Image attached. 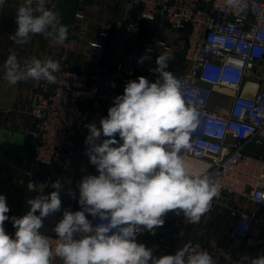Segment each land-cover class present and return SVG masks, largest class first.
Returning a JSON list of instances; mask_svg holds the SVG:
<instances>
[{"label":"clouds","instance_id":"1","mask_svg":"<svg viewBox=\"0 0 264 264\" xmlns=\"http://www.w3.org/2000/svg\"><path fill=\"white\" fill-rule=\"evenodd\" d=\"M229 3L238 6L240 0ZM4 4L0 0V11ZM47 5L48 0H24L18 7L11 36L16 44L37 35L55 45L65 43L68 27ZM171 59L170 52L159 54L154 82L144 76L129 80L100 119V127L87 125L86 154L98 174L82 178L81 210L64 211L54 227L58 238L54 249L41 229L44 218L61 208L60 181L51 185L56 190L48 195L44 184L29 182V190L39 194L27 201L29 209L21 217L6 215L10 209L0 195V264H54V257L62 264H215L198 243L189 241L174 255L154 257L152 249L136 240L141 226L153 231L170 211L181 210L190 223H200L221 191L212 177L195 175L186 166L183 152L190 149L199 121L196 110L185 102L181 82L167 70ZM60 71V63L49 57L33 56L21 63L11 54L4 62V78L10 85L29 80L55 84ZM9 220L14 236L4 227ZM242 261L264 264V255L245 256Z\"/></svg>","mask_w":264,"mask_h":264},{"label":"built area","instance_id":"2","mask_svg":"<svg viewBox=\"0 0 264 264\" xmlns=\"http://www.w3.org/2000/svg\"><path fill=\"white\" fill-rule=\"evenodd\" d=\"M120 2L124 13L103 22L98 38L89 42L83 57L85 70L63 68L57 83H38L29 131L35 140L34 161L47 168L62 160L71 165L89 147L87 125L94 123L100 127V119L107 116L114 98L120 95L117 86L136 77L138 66L132 54L142 24L155 23L162 35L148 39L140 53L143 63L139 64L148 74L157 76L156 59L160 52H172L173 44L167 34L174 32L188 65L187 72L178 75L181 91L186 104L196 110L199 121L183 158L200 161L202 171L198 176L208 175L220 185V194L212 201L211 209L222 197L238 196L245 200L243 208L231 210L234 222L230 238H247L264 227V0H240L238 6L229 0ZM77 17L81 19L83 15ZM113 26L121 34L114 61L108 64L103 56ZM94 43L98 47H93ZM257 78L261 80L258 92L243 94L245 82ZM218 85L236 92L226 112L213 111L208 106L213 87ZM91 100L94 105L89 109ZM82 178L77 177L72 186L75 201H79ZM57 180L61 193L63 176L46 178L51 189ZM249 202L252 207L247 206ZM66 210L75 212V203L64 206L59 221ZM170 213L177 219L185 217L181 210ZM88 219L97 223L90 215ZM141 229L137 242L150 232L142 226ZM5 230L14 236L13 226ZM44 234L54 249L58 242L54 231ZM234 261L232 256L226 257L227 264ZM54 264L62 261L54 257Z\"/></svg>","mask_w":264,"mask_h":264},{"label":"crops","instance_id":"3","mask_svg":"<svg viewBox=\"0 0 264 264\" xmlns=\"http://www.w3.org/2000/svg\"><path fill=\"white\" fill-rule=\"evenodd\" d=\"M24 0H7L3 10L0 11V195L6 197L10 211L6 214L11 217H21L29 206L27 201L35 198L39 193L30 191L29 182L44 184V194L48 195L51 189L46 182L50 175L63 176L61 190V208L58 212L44 218V227L50 233L54 231L64 206L75 203V211L81 210L78 201H75L71 191L77 177L97 175V170L89 161L87 149L66 165L64 160L55 167H42L34 161L35 140L29 131L33 124L32 112L34 97L38 91L36 81H21L10 85L4 78V62L11 54H15L21 63L33 56L37 58L49 57L60 63L61 69L72 68L85 70L83 57L90 41L97 39L100 25L124 13L120 0H48V7L60 14L61 22L68 27V39L63 45H55L42 35L33 36L25 44L18 45L11 36L17 28L16 11ZM77 14H82L79 19ZM162 35L156 24L144 22L141 27V36L137 41L136 51L132 56L138 66L137 80L144 76L154 82L157 76L148 74L139 64L142 47L148 39L155 35ZM174 32L167 34L173 44L171 61L168 71L178 78L179 74L187 72L188 65L185 61L181 44L173 37ZM120 38V37H119ZM122 43V41H121ZM164 54V52H160ZM57 73V78L59 77ZM261 80L248 79L242 89L245 95H255L260 88ZM126 85V84H125ZM125 85H118L117 90L123 94ZM209 100V109L217 112H226L233 101L236 92L228 87L214 86ZM260 152V149H256ZM64 184V185H63ZM242 197H222L213 208L201 218L200 223L193 224L186 217L177 219L168 212L163 217L164 224L152 232L140 237L137 243L144 244L153 250L154 257L174 255L178 249L191 241L199 244L202 250L209 252L215 264H227L226 257L235 258L233 264H247L242 258L247 256L255 258L264 255V227L252 232L243 240H232L230 232L234 219L231 210L244 207ZM248 207H252L249 202ZM38 214V213H37ZM11 220L5 221L4 227H12Z\"/></svg>","mask_w":264,"mask_h":264},{"label":"water","instance_id":"4","mask_svg":"<svg viewBox=\"0 0 264 264\" xmlns=\"http://www.w3.org/2000/svg\"><path fill=\"white\" fill-rule=\"evenodd\" d=\"M120 34H121L120 29L113 26L106 38V45H105V51H104V61L106 63L112 64L114 61L116 48L119 43ZM93 105H94V101L91 100L89 102L88 108L92 109Z\"/></svg>","mask_w":264,"mask_h":264},{"label":"bare ground","instance_id":"5","mask_svg":"<svg viewBox=\"0 0 264 264\" xmlns=\"http://www.w3.org/2000/svg\"><path fill=\"white\" fill-rule=\"evenodd\" d=\"M190 160L189 158H184L186 166L195 174V175H199L202 171V163L200 161H193L191 159V162L187 161Z\"/></svg>","mask_w":264,"mask_h":264},{"label":"rangeland","instance_id":"6","mask_svg":"<svg viewBox=\"0 0 264 264\" xmlns=\"http://www.w3.org/2000/svg\"><path fill=\"white\" fill-rule=\"evenodd\" d=\"M105 45H106V44H105ZM104 51H105V50H104ZM103 59H104V56H103ZM108 64H109V63H108ZM71 69H72V68H71ZM32 118H33V116H32ZM192 160H193V159H192ZM187 161L191 162V159H190V160L187 159ZM193 161H195V160H193ZM50 176H52V175H50ZM52 177H53V176H52ZM62 182H63V181H62ZM41 231L44 232V233H50L49 231L47 232V230H42V229H41Z\"/></svg>","mask_w":264,"mask_h":264},{"label":"trees","instance_id":"7","mask_svg":"<svg viewBox=\"0 0 264 264\" xmlns=\"http://www.w3.org/2000/svg\"><path fill=\"white\" fill-rule=\"evenodd\" d=\"M150 23V22H149ZM152 24H155V23H152Z\"/></svg>","mask_w":264,"mask_h":264}]
</instances>
